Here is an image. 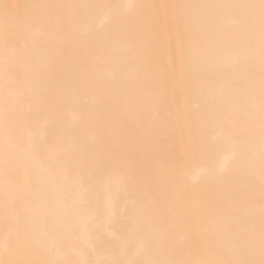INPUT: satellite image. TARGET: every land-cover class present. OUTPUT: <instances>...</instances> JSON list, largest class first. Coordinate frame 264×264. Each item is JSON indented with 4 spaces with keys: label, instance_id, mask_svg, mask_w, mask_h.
<instances>
[{
    "label": "bare ground",
    "instance_id": "1",
    "mask_svg": "<svg viewBox=\"0 0 264 264\" xmlns=\"http://www.w3.org/2000/svg\"><path fill=\"white\" fill-rule=\"evenodd\" d=\"M0 229V264H264V0H0Z\"/></svg>",
    "mask_w": 264,
    "mask_h": 264
},
{
    "label": "rangeland",
    "instance_id": "2",
    "mask_svg": "<svg viewBox=\"0 0 264 264\" xmlns=\"http://www.w3.org/2000/svg\"><path fill=\"white\" fill-rule=\"evenodd\" d=\"M2 223H3V221H2ZM0 230H1V229H0ZM13 245L15 246V248L12 249V251H13L12 254H15V258L18 259L17 262H19L20 259L18 258V256H20V250H19V248H18V242H17V243L15 242ZM1 258H2V256H0V260H1ZM39 259H40V258H39ZM27 264H32L31 259L27 260Z\"/></svg>",
    "mask_w": 264,
    "mask_h": 264
}]
</instances>
